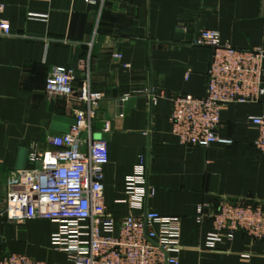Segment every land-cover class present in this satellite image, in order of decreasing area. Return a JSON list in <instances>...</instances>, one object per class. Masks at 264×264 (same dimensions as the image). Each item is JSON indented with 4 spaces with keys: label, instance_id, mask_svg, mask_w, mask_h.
<instances>
[{
    "label": "crops",
    "instance_id": "obj_1",
    "mask_svg": "<svg viewBox=\"0 0 264 264\" xmlns=\"http://www.w3.org/2000/svg\"><path fill=\"white\" fill-rule=\"evenodd\" d=\"M0 22L10 26L0 36V257L70 264L51 243L57 224L2 214L9 181L34 168L29 155L51 150L48 139L66 133L84 109L45 93L52 70L64 68L76 91L87 80L102 96L92 138L107 145L102 195L115 218L131 213L125 181L142 156L154 189L143 211L179 219V264H264L263 241L239 231L208 248L212 221L195 220L201 204L218 209L239 200L264 210V158L248 122L264 116V96L222 107L218 134L231 146L181 145L168 120L175 96L205 95L213 51L191 45L200 32H216L235 50L264 52V0H110L101 9L84 0H0Z\"/></svg>",
    "mask_w": 264,
    "mask_h": 264
},
{
    "label": "built area",
    "instance_id": "obj_2",
    "mask_svg": "<svg viewBox=\"0 0 264 264\" xmlns=\"http://www.w3.org/2000/svg\"><path fill=\"white\" fill-rule=\"evenodd\" d=\"M109 1L84 0L100 9ZM9 35V24L0 22V36ZM191 45L213 51L205 95L173 98L168 117L171 133L181 145L231 146V140L218 134L221 109L228 104L257 103L264 96V52L235 50L222 44L212 31L200 32ZM75 80L73 72L64 68L53 69L47 77L46 95L75 100L84 109L76 113L66 133L48 139L51 150L29 155L34 168L19 171L9 181L2 214L11 221L40 219L57 224L51 243L67 255L70 264H179V219L143 211V200L152 197L154 189L146 186L142 156L125 181L131 213L115 218L107 210L102 181L108 149L105 141L92 138L102 96L90 89L87 80L76 91ZM149 96L153 101L155 97ZM248 122L258 131L254 149L264 158V116L251 117ZM133 211L142 212L134 216ZM205 217L212 221L205 241L208 248L222 239L232 241L239 231L264 242V210L259 206L239 200L226 201L218 209L201 204L196 209V223L201 224ZM0 264L40 263L6 254L0 257Z\"/></svg>",
    "mask_w": 264,
    "mask_h": 264
},
{
    "label": "water",
    "instance_id": "obj_3",
    "mask_svg": "<svg viewBox=\"0 0 264 264\" xmlns=\"http://www.w3.org/2000/svg\"><path fill=\"white\" fill-rule=\"evenodd\" d=\"M100 120H101V118H99ZM104 127V123H101V128H103Z\"/></svg>",
    "mask_w": 264,
    "mask_h": 264
}]
</instances>
